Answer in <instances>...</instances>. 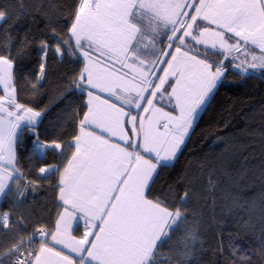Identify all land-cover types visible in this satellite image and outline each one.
<instances>
[{
    "label": "snow or ice",
    "instance_id": "1",
    "mask_svg": "<svg viewBox=\"0 0 264 264\" xmlns=\"http://www.w3.org/2000/svg\"><path fill=\"white\" fill-rule=\"evenodd\" d=\"M10 15L0 7V22L6 24ZM53 22L49 17L48 24ZM3 31L0 195L7 196L13 185L24 195L16 166L24 130L35 137L33 155L53 150L67 159L62 172L56 165L38 169L45 179L59 173L63 210L52 228H35L24 238V219L0 213V229L16 238L0 252V264H198L204 242L199 218L188 208L195 193L156 194L152 185L160 168L172 166L197 115L226 77V60L240 61L233 64L240 74L264 75V0H75L63 34L51 27L55 43L36 44L38 68L23 77L24 85L17 65L32 41L25 34L17 43ZM50 53L82 60L67 91L85 95L86 110L73 113L77 131L65 143L40 139L36 125L43 113L19 96L21 87L39 91ZM206 183L207 191L215 189L213 172ZM242 252L232 247L239 264H251Z\"/></svg>",
    "mask_w": 264,
    "mask_h": 264
},
{
    "label": "trees",
    "instance_id": "2",
    "mask_svg": "<svg viewBox=\"0 0 264 264\" xmlns=\"http://www.w3.org/2000/svg\"><path fill=\"white\" fill-rule=\"evenodd\" d=\"M74 3L75 0H0V7H6L11 14L6 24L0 22V44L5 40V28L17 43L25 34L32 41L29 55L18 61L20 85H24L25 75L38 68L36 44L41 39L55 43L50 28L55 27L63 34ZM49 17L54 21L51 25ZM57 19L59 22H55ZM237 62L225 61L226 77L214 91L206 110H201L172 166L160 168L152 185L156 194L169 189L195 193L188 208L199 218L204 242L198 264H239L232 255V247L242 249L241 255L250 257L251 264H264V75L240 74L233 67ZM81 66L82 60L78 58L67 54L60 58L50 53L47 79L41 82L39 91L20 88L21 102L43 113L36 125L42 141L65 143L76 134L79 117L73 113L86 110L82 107L86 96L67 89ZM20 136L16 144V166L20 170L17 183L24 195L19 196L13 185L0 203V213H11L13 219L23 218L20 231L27 238L35 228H52L63 209L56 187L59 173L45 179L38 169L56 165L62 171L67 157L53 150L42 156L33 155L35 137L29 130ZM65 152L70 155L66 144ZM209 171L216 181L211 192L207 191L206 183ZM181 234L174 233L169 243H176ZM15 242L14 232L0 229V252ZM162 251H168L167 245Z\"/></svg>",
    "mask_w": 264,
    "mask_h": 264
},
{
    "label": "rangeland",
    "instance_id": "3",
    "mask_svg": "<svg viewBox=\"0 0 264 264\" xmlns=\"http://www.w3.org/2000/svg\"><path fill=\"white\" fill-rule=\"evenodd\" d=\"M235 41L234 40H230L229 41V43H234ZM249 52L251 53V55H259V50L258 49H252V48H250L249 49ZM244 59V55H243V53H241L240 54V60H243ZM249 59H250V57H249ZM240 61H238L237 63H239ZM101 63H103V61L101 60ZM110 66V65H109ZM161 75H162V73H161ZM104 96H106L107 98H108V94L107 93H104L103 94ZM200 113H201V111L199 112V114L197 115V118H196V120L198 119V117H199V115H200ZM195 120V121H196ZM195 123V122H194ZM187 139V138H186Z\"/></svg>",
    "mask_w": 264,
    "mask_h": 264
},
{
    "label": "crops",
    "instance_id": "4",
    "mask_svg": "<svg viewBox=\"0 0 264 264\" xmlns=\"http://www.w3.org/2000/svg\"><path fill=\"white\" fill-rule=\"evenodd\" d=\"M102 61H103V60H102ZM103 96H104V95H103ZM104 98H107V97L104 96ZM166 110H167V111H172L171 106H169L168 108H166ZM177 114H178V113H177ZM39 119H40V118H38L37 122L39 121ZM174 161H175V160H174ZM174 161H173V162H174ZM173 162H170V163H173ZM62 171H63V170H62ZM62 171H61V172H62ZM3 198H4V195H0V203L2 202ZM62 210H63V209H62ZM73 234L78 236V235H79V231L74 232ZM57 247L60 248L61 246H57Z\"/></svg>",
    "mask_w": 264,
    "mask_h": 264
}]
</instances>
